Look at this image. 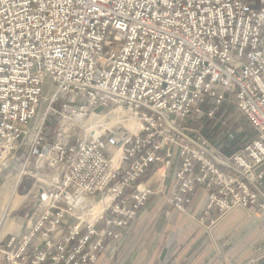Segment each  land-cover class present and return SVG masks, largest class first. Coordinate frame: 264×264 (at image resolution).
I'll list each match as a JSON object with an SVG mask.
<instances>
[{
	"label": "built area",
	"instance_id": "obj_1",
	"mask_svg": "<svg viewBox=\"0 0 264 264\" xmlns=\"http://www.w3.org/2000/svg\"><path fill=\"white\" fill-rule=\"evenodd\" d=\"M227 102L256 134L233 154L195 127ZM97 110L141 128L76 137ZM27 147L46 186L10 264H96L157 197L203 226L263 216L264 0H0V171Z\"/></svg>",
	"mask_w": 264,
	"mask_h": 264
},
{
	"label": "crops",
	"instance_id": "obj_2",
	"mask_svg": "<svg viewBox=\"0 0 264 264\" xmlns=\"http://www.w3.org/2000/svg\"><path fill=\"white\" fill-rule=\"evenodd\" d=\"M148 182L156 187L154 177ZM216 218L213 212L206 225ZM218 223L214 228L217 251L203 225L163 199L151 201L96 264H264V215L237 209ZM0 264H8L3 256Z\"/></svg>",
	"mask_w": 264,
	"mask_h": 264
},
{
	"label": "rangeland",
	"instance_id": "obj_3",
	"mask_svg": "<svg viewBox=\"0 0 264 264\" xmlns=\"http://www.w3.org/2000/svg\"><path fill=\"white\" fill-rule=\"evenodd\" d=\"M49 101L46 99L43 101L39 115H38V122H41V119L44 117V114L46 113L48 109ZM55 110H60L61 104H56L53 106ZM220 115L217 116L215 120L212 122V126L209 125V122H197L196 128L201 129L202 135L207 138L210 142H212L217 148L218 145L222 146L223 143L226 141H233L234 139H231L229 137L230 135H233L235 138L237 135L240 136L239 144L237 146L242 148L248 140L254 139L256 137L255 132L250 127L249 123L247 122L246 118L238 111L235 104L231 102H227L226 104L221 107L219 110ZM134 117L133 114L127 113V112H113V110H97L95 112V115L91 116L87 123H90V120L92 122L91 126H93L92 129L102 132L101 130L103 128L112 129L114 127H118V124H122V127L127 128L131 122L130 118ZM121 118H125V121H122ZM135 121L139 122L135 119ZM45 135L47 140L49 141V144L52 143L56 128L59 124L58 116L54 113H50L49 116L46 119L45 122ZM83 125V124H82ZM102 126L103 128L101 129ZM90 127V126H89ZM76 137L83 138L84 136H89L88 134H93L88 130V127L84 126L82 130H79V128L76 130ZM131 131V130H130ZM133 132V131H132ZM230 138V139H229ZM239 149V150H240ZM238 151L235 150L232 152ZM38 156L32 155L30 152V148H24L21 149L17 153V158L11 163V166L8 169H3L0 171V191L4 187V185L11 179L20 176V181L15 189L13 201L12 204L9 205L8 210L5 211L4 209V203L0 202V220L2 221V216H4V213L6 212V219L10 220L13 223V230L8 232L7 234H4L2 231V224L0 223V256H3L8 264L9 261L7 260L6 252H9V244L13 237H19L21 235H24L28 231V226L33 220V217H35V213L41 206L40 201V193L41 188H44L46 185L43 183L46 179L42 176L36 177L37 172V162ZM43 170L41 174L45 175H53L56 174L54 169H50L47 167L46 160L43 161L42 164ZM154 177L155 180H157L156 187L153 189L158 188V173L152 172L147 178H145L144 182L147 184L148 181ZM40 179V180H37ZM42 182V183H41ZM172 181H168V183H171ZM167 183V186H168ZM152 187V185H150ZM103 198V196L97 197V202L100 203V200ZM159 199H163L165 202V198L163 197H157L154 198L151 201H156ZM19 201L17 205H14V201ZM98 203V204H99ZM167 204V203H166ZM98 207V205H96ZM175 210V209H174ZM180 213V212H179ZM253 216H262L255 212H248ZM182 214V213H181ZM184 215V214H183ZM187 216V215H184ZM227 215H225L222 218H225ZM189 217V216H187ZM190 219L194 220L192 217H189ZM0 221V222H1ZM219 222V221H218ZM216 223L214 225L208 224L206 226H203L208 234V236L211 238L212 245L214 248L219 250L216 241L214 239V228L219 224ZM133 224V223H132ZM132 224L129 226L128 229H126V232L131 228ZM122 239V238H121ZM120 239V240H121ZM113 243V242H112ZM112 246L111 250L114 249V245L110 243ZM105 253V252H104ZM102 253V254H104ZM101 254V255H102ZM99 256V258L101 257ZM99 260V259H98ZM98 262V261H97ZM96 262V263H97Z\"/></svg>",
	"mask_w": 264,
	"mask_h": 264
},
{
	"label": "bare ground",
	"instance_id": "obj_4",
	"mask_svg": "<svg viewBox=\"0 0 264 264\" xmlns=\"http://www.w3.org/2000/svg\"><path fill=\"white\" fill-rule=\"evenodd\" d=\"M118 112H122L123 113L124 111H119L118 110ZM135 119L138 120L135 116L132 117V118H130L131 124L128 127L130 128L131 132L132 131L133 132H138L140 130V128H141L140 122L135 121ZM87 120H83V126L88 127V130L90 132H92V133L95 131L97 134H100L101 132L92 129L93 126H91V124H92L91 120H90V123H87ZM19 181H20V176L15 177V178L9 180L4 185V187L2 188V190L0 191V202H3L4 203V205H5L4 206L5 211L8 210L9 205L12 204L11 202L13 201L15 189H16ZM109 201H110V198H107V199H104L102 202H100V203L97 202L95 204L94 210H93L94 212L93 213H94V215L96 217L101 215L102 211L104 210L106 204ZM13 203H14V205H17L19 203V201L16 200ZM96 205H98V207ZM6 217H7V215H6V212H5L4 213V216L1 217L2 218V221L0 220L1 221L0 223L2 224L1 226L3 227L2 228V231H4L3 232L4 234H7L8 232L12 231L13 230V226H14L13 223L10 220L6 219Z\"/></svg>",
	"mask_w": 264,
	"mask_h": 264
},
{
	"label": "trees",
	"instance_id": "obj_5",
	"mask_svg": "<svg viewBox=\"0 0 264 264\" xmlns=\"http://www.w3.org/2000/svg\"><path fill=\"white\" fill-rule=\"evenodd\" d=\"M220 115V113H218L217 114V116H219ZM214 122V121H213ZM212 121L211 122H209V125H211L212 126V123H213ZM239 139H240V136L239 135H237L235 138H234V140L233 141H225L224 143H223V145L222 146H219L218 145V148L220 149V150H222L223 152H225V153H227V154H232V152L233 151H235V150H239L240 149V147L239 146H237L238 144H239ZM245 145V144H244ZM243 145V146H244ZM243 146H241V147H243Z\"/></svg>",
	"mask_w": 264,
	"mask_h": 264
}]
</instances>
